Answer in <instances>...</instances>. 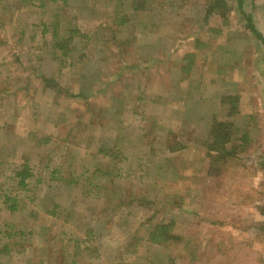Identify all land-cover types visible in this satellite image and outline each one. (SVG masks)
Listing matches in <instances>:
<instances>
[{"label":"rangeland","instance_id":"obj_1","mask_svg":"<svg viewBox=\"0 0 264 264\" xmlns=\"http://www.w3.org/2000/svg\"><path fill=\"white\" fill-rule=\"evenodd\" d=\"M17 1L0 0L3 38L11 31L12 20L26 17L29 10L27 2L20 5L22 10L14 6ZM43 1V10L60 17L59 22L46 21L58 23L59 40L54 39L53 26L36 34L39 27L29 28L24 21L15 30L36 38L24 46L39 42L41 49L52 52L54 45H67L71 61L79 72L85 69L88 80L83 84L84 78H70L65 67L59 81L44 83L35 79V69L17 70L9 62L8 69L0 70V75L10 71L23 76L21 84L12 86L0 80V186L20 205L19 211L10 213L0 192V264H103L106 259V264H264V181L258 175L264 169V133H253L252 143L242 151L235 149L236 154L232 152L223 164L222 159L208 156L213 161L210 175L219 178L213 187L227 191L223 202L235 208L230 212L207 197L206 191L214 189L196 176L194 167L174 164L180 175L172 165L165 171L154 166L148 174L145 163L146 157L169 156L168 149L181 144L184 133L189 138V129L195 131L194 116L183 123L186 107L181 110L179 87L169 85L175 83L173 76L166 73L165 80H159L155 72L177 60L195 61L197 39L209 26L219 29L214 33L218 44L234 35L227 41L239 42L238 50L248 51L238 55L247 66L243 72L234 70L238 91L231 102L233 112L240 110L244 96L246 112L228 122L246 124L257 112L252 126L264 123V43L252 34L246 20L251 17L264 38V0H243L241 5L225 0L228 21L220 14L204 21L205 10L215 0ZM136 6L142 9L136 11ZM11 41H17L13 34ZM6 52L0 49V55ZM1 57L5 62V55ZM119 121L127 127L124 143L107 135L111 130L113 137L118 134ZM106 137L110 140L106 151L112 150L113 158L99 153ZM193 154L191 149L192 158ZM118 161L132 162L133 175L125 166L118 171L121 179L132 176L131 181L116 184L111 176L103 177L108 171L115 175L112 163ZM25 163L35 175L27 191L13 180ZM181 207L196 211L200 228L195 222L183 226ZM155 233L160 241H153ZM212 237L224 243L211 245ZM139 238L147 243L137 247ZM156 244L168 247L165 260L155 257L154 249L161 250ZM133 249L154 260L135 261Z\"/></svg>","mask_w":264,"mask_h":264},{"label":"crops","instance_id":"obj_2","mask_svg":"<svg viewBox=\"0 0 264 264\" xmlns=\"http://www.w3.org/2000/svg\"><path fill=\"white\" fill-rule=\"evenodd\" d=\"M22 2L29 3L28 4L29 10L26 11L27 12L26 17L20 16L16 20H12V17H11L10 19V21L12 20L11 27H10L11 31L8 32V35L6 34V32L3 33L4 38L0 36V49L1 50L5 49V51H7L6 52L7 54L4 53L5 57L3 54L0 55V57L2 56L1 58L4 57V59L6 60L5 62L3 60H0V70L4 67L8 69L10 67V63H13L14 66L17 67L16 68L17 70L22 69L25 71L29 69H35V73H37L38 75V77L35 78L36 80L38 81L41 80L42 82L43 81L51 82L52 80L59 81L60 77H63V76H60L59 74L62 72V69L65 67V69H67V75L69 77L72 76L73 78L74 77L84 78L83 81L82 80L81 81L83 82V84H85L86 81L88 80V74L85 75L86 71L83 67H81L82 72H79V69H76V67L74 66L69 56L72 54H70V51L69 52L67 51L68 50L67 45H59V47H56L54 45V49H52L53 50L52 52L44 51L43 49H41L43 47L42 45H40L39 42L38 44L37 43L30 44L29 46L30 48L24 46L28 44V39H30V42L33 41L34 39L36 40L35 34L30 37L23 32L16 31L15 27L21 25L20 23L25 21L26 23L25 26L29 28H32L33 26L39 27L38 32L36 31V34H40V33L43 34V32L46 29L45 28L46 26H47V31L50 29L51 26H53V30L54 29L56 30V27L58 26V23L49 24V23H46V21L54 19L56 20V22H59L60 17L55 18L54 14L52 15V13H48L46 10H43L45 9L43 8V2H44L43 0H25V1L19 0L14 6H18L19 9L22 10L20 6L22 5ZM184 3L186 2L183 1L182 4L184 5ZM46 6H47V1H46ZM48 7H50V10H52L50 5ZM0 11H4L1 8V6H0ZM0 14H1L0 20H2L3 13L1 12ZM32 14L36 15L37 17L35 18L31 17ZM211 15L212 14L210 13V10L206 9L205 14L203 15L204 21H206L208 16L210 17V19H212ZM33 21H37V22H33ZM218 30L219 29H216L213 25L209 26L208 30L204 32L205 35L202 36L201 39H197L195 50L192 53L196 62L192 61L190 62V64H186L182 62L181 60H177L176 62H173V64L170 67L164 69L163 72L159 70L158 72H155L156 73L155 75L158 77L159 80L160 79L165 80L166 73L169 74L170 76L171 75L173 76L172 81H174L175 83L172 82V83H169V85H173V88L179 87L177 93H179V97L183 102L181 105V110H183L182 109L183 106L184 108L186 107V110H184L185 113L183 114V118H184L183 123L189 122L190 121L189 118H192V116L196 118V122L194 126L195 131L194 129H192V127L189 129V135H190L189 138L187 134L184 133L186 137H184L181 144L179 142V145L177 147L168 149V154L170 153L169 156L164 155L163 157H150V158L146 157L145 158L146 159L145 163L148 166L147 170L149 171L148 174H150L152 171L150 168L154 166L158 167V170L160 171L161 170L165 171V170H171L170 168L171 165L173 167L174 164L179 165L180 163V165L184 167L185 169H188V166L194 167V171L196 173H199V174H196V176L199 175L200 180L205 179V180H202V182L208 183L210 187L214 189L213 187L214 183L219 181V178L210 175V168H211V165L213 164V161L211 163L208 158V143L211 141V137H210L211 131L210 130L213 127L214 121L217 120L223 125V127L226 123L225 128L218 127L217 125L215 126V129L216 127L218 129L223 128L219 130L222 135V138L232 139L230 143H226L222 145L224 147L225 153L223 154V157H222L223 162L221 164H223L224 161H228V159L231 158L228 154L229 151H231V149L236 148L242 151L244 149V145L248 143L251 144L252 141L254 140L253 133L255 134H258V133L260 134V132L264 133V131L260 130V129L264 130V123L261 124L260 127L252 126V122L256 119L258 120L257 112H255L253 116L248 117V119L245 121L246 124L242 121L241 125H239L238 123H235V126H232V124L228 122L229 118L233 117L235 114L238 116L239 114H245L246 112L245 111L246 106L244 105L247 100L244 96L241 95L242 97L240 98V102L238 101L240 110H236L233 112L231 102L233 100V94L237 93L238 91L237 89L238 84L235 83L236 80L233 81V76H232L233 73H235L234 70L240 69V71L243 72V70L247 66L243 58L242 57L238 58V55L241 53L247 54L248 51H246L245 49L238 50L239 44H240L239 42L232 41L231 43V41H229L230 42L229 44L227 39L229 40L234 39V35H231V37L226 38L225 43L220 42L221 44H218L216 42L217 39L214 38V33H219V32H216ZM17 32L19 33L18 35H17ZM12 34L14 37L15 36L17 37V41H14V42L11 41ZM58 37H59V34H58ZM22 39H23V42L21 41ZM37 40L38 41L42 40V36L37 35ZM56 42H58V40ZM188 52H191V51H188ZM75 59L77 58L74 57L72 60H74V62L77 63ZM77 61L79 60L77 59ZM159 72L161 73V75L158 74ZM28 75L30 76V74ZM0 77H1L0 80H2L1 82H4L10 86L21 84L22 79H23V76L19 75V73H14L10 71L2 73ZM186 80H189V82H186ZM154 85H150V88L154 89ZM162 85L165 86V82L162 83ZM229 85H232V87L229 88L228 87ZM239 86L243 87V83H240ZM137 88L139 89V86H137ZM147 89H149L148 85H147ZM164 91L165 90H163L162 93ZM166 93L167 94L169 93V95L171 94L170 87L168 88ZM10 94H11V91H10ZM156 94H158V92ZM80 95H83V94L80 93ZM160 96L161 95L158 96V100H161L163 98ZM177 113L179 114V112ZM207 118H210V120H207ZM121 120H123V118H121ZM227 122L229 123V125H227ZM123 123H124L123 121L117 122L116 125L119 127H116L115 130L120 129L117 132L118 134L113 137V133L111 130L110 133L107 134L108 138L115 139L119 143L127 142V139L126 138L124 139V134L127 133V127L123 126ZM226 126H229V127H226ZM188 127L190 126L188 125L186 128ZM200 127L204 128V130L202 131ZM234 131H235L236 137H234ZM167 132L170 133L169 130ZM203 134H204V137H202ZM216 134L217 133H215V136ZM106 139L107 137L102 139V143L104 144L107 143L106 145H103L104 148L102 147V149L105 150L103 153H105L106 150L110 148V147H107L108 142H110V140L105 141ZM221 142H222V139L218 141L219 144ZM211 143L217 144V141H215L214 136L212 137ZM262 145L264 147V139L262 140ZM191 149H193V152H194L193 158L191 157ZM100 150H99V153H101ZM218 154L219 152L212 153L214 158H216ZM109 156L113 158L114 155L113 153H111L109 154ZM104 157H106V153L104 154ZM178 159H180L179 162H178ZM103 164H106V161H104L103 163H99L100 166ZM112 164L115 166V172H114L115 175L112 176L111 174L113 172L108 171L109 173L108 172L105 173L103 177L111 176V180H114L116 184L117 183L121 184V182H124L126 180L131 181L132 176L129 177L128 179H121L120 175H118V171L120 172L121 166L127 167L128 168L127 173L129 175H133L134 168L131 167L133 166L131 161L129 164H125V162H120V161L112 163ZM172 169L176 170V168L174 167ZM176 172L182 175V173H180L181 172L180 168L176 170ZM258 175L260 176L259 180L262 177L264 181V169L262 170L259 169ZM206 192H209L207 195L208 198L215 199L213 200V203L216 202L215 204H218V205L221 204V208L223 204L224 206H226L229 212L232 209H235L233 206H228L227 202H223L224 200H227L226 190H223L222 193L220 190H216V189L211 190V191H206ZM202 197L203 196L201 195V198ZM173 208L176 209L175 207ZM180 209H182V211L185 214L183 215L182 221H181L184 223L183 224L184 227H187L189 223L192 224L195 222L194 224H196L198 228H200L199 227L200 218L195 213L196 212L195 210L190 211L182 207ZM250 210H252V208H250ZM180 217L181 216L176 217V218H180ZM212 220L214 221L213 218ZM212 220L209 219V223L214 224ZM181 222H180V226L182 225ZM154 224H158V223L154 222ZM184 227L183 229H185ZM211 240L213 241L211 242V245H220L224 243L222 239L220 238L212 237ZM149 241L150 243L152 242L151 236L149 238ZM143 243H147L146 240L141 241L139 238L138 241L136 242V246L137 247L140 245L142 246ZM156 247L161 248V250L155 251L154 249V254H156L155 257H157V259L160 258V259L165 260L166 258L165 251H166V248L168 247L165 246L164 244H156ZM186 250L188 251V249ZM133 252H134L133 254L138 253L136 252V249H133ZM145 258L154 260L152 258H149L147 253L145 255H142L139 253L136 255L134 259L135 261H142ZM122 259H123V256L121 254L120 262H122ZM169 259L170 257L168 256L167 260L169 261ZM106 260L103 261L104 262L103 264H106L107 262ZM161 263L165 264L166 262L163 261Z\"/></svg>","mask_w":264,"mask_h":264},{"label":"trees","instance_id":"obj_3","mask_svg":"<svg viewBox=\"0 0 264 264\" xmlns=\"http://www.w3.org/2000/svg\"><path fill=\"white\" fill-rule=\"evenodd\" d=\"M224 1L225 0H215L212 3V5L210 6V13L211 14H218V15L220 14L222 17H224V19L225 18L227 19V17H228L227 14H228L229 10H228L227 6L224 4ZM237 1L239 2V4L240 3H243V0H237ZM135 8L137 9L136 11L142 9L141 6H136ZM240 11H241L243 17L246 18L245 13L242 11L241 8H240ZM247 18H246V20L248 22V28L250 29V31L252 32V34L255 35L256 38L261 39L262 42L264 43V38L262 37V35H260L256 31L254 25L252 24L251 17H247ZM2 21H3V18H2V20H0V22H2ZM227 21H228V19H227ZM122 23L124 24V23H126V21H123ZM55 27H56V25H55ZM45 28L46 29H45L44 32L47 31V26ZM53 31L56 32L55 35H54V38L56 40H59V39H57V37H58L57 31L55 29ZM232 111H233V109H232ZM217 125H218V127H223V125L220 122H218L217 120H215L214 121V124H213V127L210 130L211 131L210 132V137L212 138L214 136V139H215V141H217V144H215V143L212 144L211 141L208 143V145H209V147H208V156L211 157L214 160L217 159V158L223 159L222 158L223 156L221 157V156L217 155L216 158H214L213 155H212V153L213 152H219V153H223L224 154L225 151H224V147L222 145H224L226 143H230L231 140H232L231 138L230 139H223L222 138V135H221V133L219 131V130L225 128L226 123H225V125H224L223 128H219L218 129L216 127V129H215V126H217ZM227 125H229L228 122H227ZM226 127H229V126H226ZM215 133H217L216 136H215ZM234 135H235V131H234ZM230 136H232V135H230ZM220 139H222V142L219 144L218 141H220ZM235 149H231V151H229L228 154H229L230 157H231L232 152L235 151ZM104 151H105L104 149H101L100 150V152H104ZM110 152H112V150L106 151L105 153L109 155V154H111ZM236 152H237V150L234 153L236 154ZM234 153L232 154V156L234 155ZM34 176H35L34 175V169L31 166H29L27 163H25L22 166L21 170H19V171L16 172L15 178H13V180H16L17 179L18 186H19L18 188H20L21 190L27 191L28 190V186H29V183L28 182H29L30 179H33ZM0 192H1L2 203H3V205H4L5 208L7 210H9L10 213H15V212L19 211L20 205L18 203V200L16 198L10 197V195L6 193L7 192V189H6V191H4V187H1L0 186ZM158 232H159V230H158ZM2 233H4V232H2ZM152 239H153V241H160L159 238H158V234L157 233H155L154 235H152Z\"/></svg>","mask_w":264,"mask_h":264}]
</instances>
